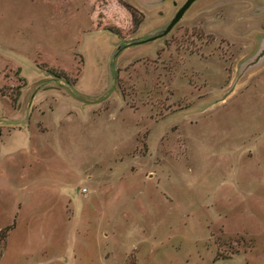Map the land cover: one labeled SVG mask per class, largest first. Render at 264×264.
I'll list each match as a JSON object with an SVG mask.
<instances>
[{"label":"rangeland","instance_id":"374dc122","mask_svg":"<svg viewBox=\"0 0 264 264\" xmlns=\"http://www.w3.org/2000/svg\"><path fill=\"white\" fill-rule=\"evenodd\" d=\"M0 0V264H264V0Z\"/></svg>","mask_w":264,"mask_h":264},{"label":"water","instance_id":"95a60500","mask_svg":"<svg viewBox=\"0 0 264 264\" xmlns=\"http://www.w3.org/2000/svg\"><path fill=\"white\" fill-rule=\"evenodd\" d=\"M196 0H186L177 10L176 14L174 15V17L171 19V21L164 27L163 30H161V32L149 36L147 38L144 39H135L132 40L130 43L128 44H123L117 47V50L115 52V54L113 55V61L112 63L114 64L118 54L125 48L130 47V46H135V45H140L143 43H148L151 41H154L160 37L165 36L172 28L173 26L182 18V16L184 15V13L189 9V7L195 2ZM264 57V46L260 49V51L257 53V55L254 57V59L248 64V67L253 66L255 64H257L262 58Z\"/></svg>","mask_w":264,"mask_h":264},{"label":"trees","instance_id":"16d2710c","mask_svg":"<svg viewBox=\"0 0 264 264\" xmlns=\"http://www.w3.org/2000/svg\"><path fill=\"white\" fill-rule=\"evenodd\" d=\"M118 3H119L120 5H122V6H123L128 12H129V14H130V16H131V19H132L133 23L136 24V23L138 22V21L136 20V18H135L136 10H135L132 6H130V5H128V4L124 3V2H122L121 0H118Z\"/></svg>","mask_w":264,"mask_h":264}]
</instances>
